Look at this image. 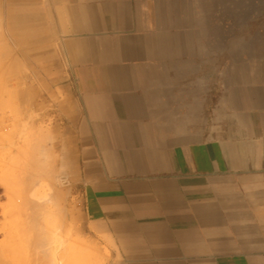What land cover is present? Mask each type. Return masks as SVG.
<instances>
[{"label": "crops", "instance_id": "crops-1", "mask_svg": "<svg viewBox=\"0 0 264 264\" xmlns=\"http://www.w3.org/2000/svg\"><path fill=\"white\" fill-rule=\"evenodd\" d=\"M239 1L10 0L114 264H264V11Z\"/></svg>", "mask_w": 264, "mask_h": 264}, {"label": "rangeland", "instance_id": "rangeland-1", "mask_svg": "<svg viewBox=\"0 0 264 264\" xmlns=\"http://www.w3.org/2000/svg\"><path fill=\"white\" fill-rule=\"evenodd\" d=\"M9 3L0 0V264H50L53 232L65 264H114L113 244L89 227L70 191L58 96L7 35ZM244 4L264 11V0H241L238 12Z\"/></svg>", "mask_w": 264, "mask_h": 264}, {"label": "clouds", "instance_id": "clouds-1", "mask_svg": "<svg viewBox=\"0 0 264 264\" xmlns=\"http://www.w3.org/2000/svg\"><path fill=\"white\" fill-rule=\"evenodd\" d=\"M63 246V240L59 236L58 232H53L51 234V239L48 244V247L51 251L50 264H65L64 259H61L59 257V252L63 248Z\"/></svg>", "mask_w": 264, "mask_h": 264}]
</instances>
